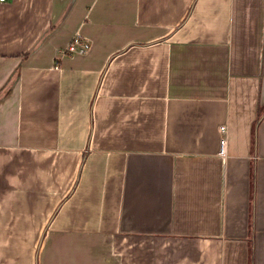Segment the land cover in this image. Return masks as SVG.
I'll return each mask as SVG.
<instances>
[{
  "label": "crops",
  "instance_id": "0c3cea01",
  "mask_svg": "<svg viewBox=\"0 0 264 264\" xmlns=\"http://www.w3.org/2000/svg\"><path fill=\"white\" fill-rule=\"evenodd\" d=\"M0 264H264V0L0 3Z\"/></svg>",
  "mask_w": 264,
  "mask_h": 264
},
{
  "label": "built area",
  "instance_id": "2783aa9c",
  "mask_svg": "<svg viewBox=\"0 0 264 264\" xmlns=\"http://www.w3.org/2000/svg\"><path fill=\"white\" fill-rule=\"evenodd\" d=\"M6 0H0V3ZM91 44L79 33L73 36V39L61 50V54H71V55H78V54H85L90 49ZM222 131L225 130L226 126L223 125ZM225 150V139L222 141V153Z\"/></svg>",
  "mask_w": 264,
  "mask_h": 264
}]
</instances>
